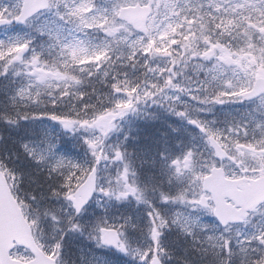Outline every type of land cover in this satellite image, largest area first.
<instances>
[{
	"label": "snow or ice",
	"instance_id": "obj_1",
	"mask_svg": "<svg viewBox=\"0 0 264 264\" xmlns=\"http://www.w3.org/2000/svg\"><path fill=\"white\" fill-rule=\"evenodd\" d=\"M0 264H264V0H0Z\"/></svg>",
	"mask_w": 264,
	"mask_h": 264
}]
</instances>
